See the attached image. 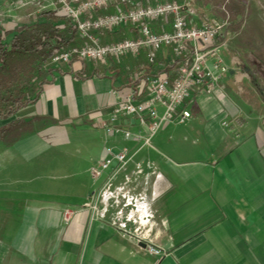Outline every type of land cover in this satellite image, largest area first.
<instances>
[{
  "label": "crops",
  "instance_id": "crops-1",
  "mask_svg": "<svg viewBox=\"0 0 264 264\" xmlns=\"http://www.w3.org/2000/svg\"><path fill=\"white\" fill-rule=\"evenodd\" d=\"M52 7L51 0H0V31L30 25ZM158 55L159 70L170 55ZM221 55L228 73L220 86L192 92L184 107L191 118L164 127L113 179L99 204L104 217L94 221L90 195L112 167L97 180L90 168L105 148L135 147L106 137L99 120L137 72L122 58L53 65L36 101L0 121V128L16 117L35 121L12 145L0 142V264H264V133L249 102L257 95L246 91L253 85L238 57L226 45ZM236 119L232 130L222 127ZM127 198L132 204L124 206ZM65 210L73 212L66 226ZM130 214L151 222V240L165 256L135 242Z\"/></svg>",
  "mask_w": 264,
  "mask_h": 264
},
{
  "label": "built area",
  "instance_id": "built-area-1",
  "mask_svg": "<svg viewBox=\"0 0 264 264\" xmlns=\"http://www.w3.org/2000/svg\"><path fill=\"white\" fill-rule=\"evenodd\" d=\"M56 1L61 5L62 12L58 10L54 12L71 18L80 36L87 40V44L54 56L52 58L54 65L102 61L108 57L119 60L127 55L136 56L145 50L149 67L148 71H140L133 75L126 92H114L118 99L117 104L106 120H99L100 129L106 137H121L125 141L134 142L135 147L132 149L122 147L119 150L105 148L100 160L90 168L92 177L97 180L112 167L102 187L90 195L88 204L90 219L94 221L104 217L105 209L100 208L99 204L109 193L113 179L141 150L152 146L153 138L164 127L173 122L185 124L191 118L190 111L184 107L186 100L192 103V92L211 93L220 86L221 79L228 73V67L221 55V49L224 48L226 41L217 44L216 39L222 35L229 21L228 17L222 20L202 19L199 25H196L193 20L194 10L190 4H179L175 1L152 6H134L133 0ZM108 5L117 8L120 5H132L130 6L132 8H118L111 15L95 18L89 16L82 19L96 9ZM153 21L164 23L169 30L153 32L149 24ZM128 24L137 27L138 38L101 44L90 34L91 30H111ZM168 48L180 59L173 80L165 71V67L156 69L158 53ZM172 64L173 60L167 65ZM133 121L136 122V131L131 130ZM231 124L237 125V119L233 122H222V127L232 130ZM136 171L141 172L139 164H136ZM131 204L127 198L124 206ZM72 214L70 210L62 213L64 226L69 225ZM118 214H121V211ZM126 219L129 221L132 215H128ZM112 224L125 231V223L113 221ZM133 234L135 242L138 245L142 244L148 254L165 256V251L155 246L145 234L138 232L137 229Z\"/></svg>",
  "mask_w": 264,
  "mask_h": 264
},
{
  "label": "trees",
  "instance_id": "trees-1",
  "mask_svg": "<svg viewBox=\"0 0 264 264\" xmlns=\"http://www.w3.org/2000/svg\"><path fill=\"white\" fill-rule=\"evenodd\" d=\"M127 7L130 6L127 5ZM118 8L112 5L98 8L89 15L83 16L82 19L89 16L95 18L111 15ZM229 11L232 18L243 13L242 7L236 3L229 8ZM136 33H138L137 27L131 24L111 30L90 31V34L101 44L118 42L128 37L135 39ZM86 44L87 40L80 36L71 18L56 12L40 14L34 23L21 26L11 33L0 31V121L10 120L21 109L36 101L44 85L48 84L49 77L52 76L54 56ZM161 52L173 56L170 48L163 49ZM107 59L116 61L112 57ZM122 59L131 63V72L149 70L145 50H142L135 58L127 55ZM179 63L180 59L176 57L172 65L164 66L171 80L175 76ZM34 123V120L26 121L16 117L0 128V142L7 146L12 145L23 134L32 132Z\"/></svg>",
  "mask_w": 264,
  "mask_h": 264
},
{
  "label": "rangeland",
  "instance_id": "rangeland-1",
  "mask_svg": "<svg viewBox=\"0 0 264 264\" xmlns=\"http://www.w3.org/2000/svg\"><path fill=\"white\" fill-rule=\"evenodd\" d=\"M51 1L52 8L62 12L61 5L57 4L56 0ZM174 1L179 4H190L194 10L193 20L196 25H199L202 19L222 20V18L228 17L229 24L222 33V40L226 41L225 45L238 57V61L242 63V71L248 75L251 85H253V88L248 87L246 89L251 95L253 93L257 95H254L252 101H249L256 109L253 122L264 133V0H133L132 4L134 6H152ZM234 3L242 7L243 11L242 15L236 18H232L229 11ZM119 8L128 9L132 7L120 5ZM149 24L151 30L156 33L169 30V27L161 22L153 21ZM136 34L138 38L139 34ZM126 39L133 38L128 37ZM161 55L163 54L161 53ZM161 55L158 56L161 58ZM175 58L176 56L170 55L167 60L170 62ZM160 63L166 65L163 62ZM243 90L245 88H242V92H244ZM237 91L241 92V88L238 87ZM129 208L133 207L129 206ZM143 221H145L144 224H139L136 214L130 220L127 229L132 232L137 229L138 232L145 234L151 240L154 235L153 226H151V222H146V219Z\"/></svg>",
  "mask_w": 264,
  "mask_h": 264
}]
</instances>
